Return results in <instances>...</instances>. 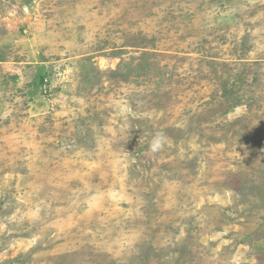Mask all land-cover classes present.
Here are the masks:
<instances>
[{
  "label": "rangeland",
  "instance_id": "374dc122",
  "mask_svg": "<svg viewBox=\"0 0 264 264\" xmlns=\"http://www.w3.org/2000/svg\"><path fill=\"white\" fill-rule=\"evenodd\" d=\"M0 264H264V0H0Z\"/></svg>",
  "mask_w": 264,
  "mask_h": 264
},
{
  "label": "clouds",
  "instance_id": "9594fccd",
  "mask_svg": "<svg viewBox=\"0 0 264 264\" xmlns=\"http://www.w3.org/2000/svg\"><path fill=\"white\" fill-rule=\"evenodd\" d=\"M166 138L164 137L163 133H157L150 144V149L152 151H157L161 149L165 143Z\"/></svg>",
  "mask_w": 264,
  "mask_h": 264
}]
</instances>
